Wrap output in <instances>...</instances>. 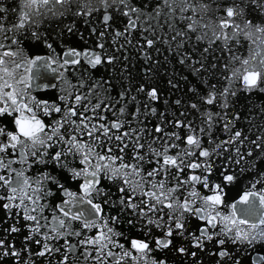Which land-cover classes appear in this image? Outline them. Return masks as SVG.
Returning <instances> with one entry per match:
<instances>
[{
  "label": "snow or ice",
  "instance_id": "1",
  "mask_svg": "<svg viewBox=\"0 0 264 264\" xmlns=\"http://www.w3.org/2000/svg\"><path fill=\"white\" fill-rule=\"evenodd\" d=\"M0 264H264V0H0Z\"/></svg>",
  "mask_w": 264,
  "mask_h": 264
},
{
  "label": "water",
  "instance_id": "2",
  "mask_svg": "<svg viewBox=\"0 0 264 264\" xmlns=\"http://www.w3.org/2000/svg\"><path fill=\"white\" fill-rule=\"evenodd\" d=\"M3 2L5 4L11 5V4L15 3V0H3ZM161 60H163V56H161ZM141 63H142V61L137 62V67H136V69L133 70L135 75L137 76V78H139L141 75V69H140ZM161 87H164L163 80H161ZM233 195H235V193H233Z\"/></svg>",
  "mask_w": 264,
  "mask_h": 264
}]
</instances>
